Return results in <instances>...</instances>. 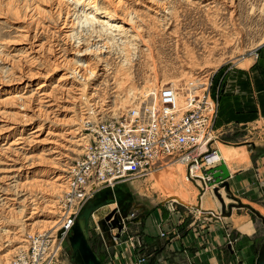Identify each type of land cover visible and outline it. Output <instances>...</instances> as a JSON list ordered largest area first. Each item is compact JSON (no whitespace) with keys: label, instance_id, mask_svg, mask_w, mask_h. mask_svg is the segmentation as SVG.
<instances>
[{"label":"rangeland","instance_id":"374dc122","mask_svg":"<svg viewBox=\"0 0 264 264\" xmlns=\"http://www.w3.org/2000/svg\"><path fill=\"white\" fill-rule=\"evenodd\" d=\"M63 2L0 0V264H75L65 229L71 212L62 209L64 180L84 151L90 124L155 110L166 85L184 95L206 88L205 96L217 99L226 74L264 51V0H96L101 8L110 3L118 12L128 6L138 12L139 33L152 47L146 51L135 41L139 47L129 62L121 47H103L88 27L78 28L79 39L70 38L74 16L66 15L71 8ZM171 164L136 177L152 181L143 187L148 195L190 207L187 164ZM174 165L189 205L169 197L151 176ZM137 191L116 186L92 201L115 194L123 216L129 202H144ZM250 207L264 217V208ZM244 212L256 226L258 250L264 226Z\"/></svg>","mask_w":264,"mask_h":264},{"label":"crops","instance_id":"0c3cea01","mask_svg":"<svg viewBox=\"0 0 264 264\" xmlns=\"http://www.w3.org/2000/svg\"><path fill=\"white\" fill-rule=\"evenodd\" d=\"M217 100L213 129L218 142L212 144L217 156L193 169L189 201L194 205L164 202L158 195H148L143 187L152 181L147 177L118 185L138 188L136 193L142 192L144 202H129L132 206L122 216L114 194V203L92 214L89 244L102 264H148L153 256L154 264H254L256 226L250 214L232 208L230 215L223 217L213 189L224 201L230 195L244 205L264 208V51L226 74ZM221 163L229 174V193L219 184L200 190L198 170L214 169ZM172 171L179 173L178 165ZM178 177L153 179L169 197L185 199L187 204L188 193ZM106 210H116L119 221L129 220L118 238L116 229L98 225L111 212L100 217ZM207 212L215 217L210 218Z\"/></svg>","mask_w":264,"mask_h":264},{"label":"built area","instance_id":"2783aa9c","mask_svg":"<svg viewBox=\"0 0 264 264\" xmlns=\"http://www.w3.org/2000/svg\"><path fill=\"white\" fill-rule=\"evenodd\" d=\"M172 90L170 85L161 88V104L156 110L130 115L124 121L103 119L88 126L84 151L69 167L64 180L62 209L68 207L71 212L65 223L68 235L85 203L97 193L137 178L140 173L144 175L161 164L167 165V159L173 157L185 159L189 165L213 157L210 145L216 137L210 133L217 117L218 100L204 94L205 98L196 101V108L180 107ZM194 101L195 98L191 101L193 105ZM202 132L204 136L200 135ZM184 149L189 152L182 155Z\"/></svg>","mask_w":264,"mask_h":264},{"label":"bare ground","instance_id":"6f19581e","mask_svg":"<svg viewBox=\"0 0 264 264\" xmlns=\"http://www.w3.org/2000/svg\"><path fill=\"white\" fill-rule=\"evenodd\" d=\"M64 1L63 3H68L70 4V7L71 10H69L68 12H66V15H72L74 16V18L69 21V26L68 28H70L69 30L73 33H71L69 36L70 38L72 37V39L75 41V39H79L78 38V28H83V27H88L89 28V35H93L94 33L96 34L95 37H97L98 41H103V47L105 48H109V46H114V47H121L120 50L124 52L123 57H124V62H127L129 60V56L131 54H133L132 52H136L137 50V45H138V42H135V41H139L141 42V44L143 46H145L147 49L146 51H149L150 52V48H148V45L150 43L149 39L148 40H145L144 41L142 40V37L139 33V31H141V27H140V24H138V18H137V15L138 12L136 10H133L131 9V7H126L125 9H121L120 12L117 11V9H115L114 7H110L111 4L109 3L107 5V7L105 8H101V7H98V5H96V0H91V2H86V0H62ZM202 0H196L195 3H202L201 2ZM119 3V2H118ZM213 2H209L207 5L209 4H212ZM206 5V6H207ZM192 6V5H191ZM165 11H163L164 13ZM167 13L163 14V15H170V13H168V11H166ZM171 12V11H170ZM79 13V14H78ZM125 15L126 16V19L124 20V18H117L115 15ZM217 14V13H216ZM60 15V13L58 14ZM71 16V17H72ZM169 17V16H168ZM218 17V16H217ZM172 18V17H171ZM58 20V19H57ZM163 20V19H162ZM167 20V19H166ZM166 20H163L166 21ZM171 20V19H170ZM177 21V20H176ZM212 21V20H211ZM140 22V21H139ZM162 22V21H161ZM166 23V22H164ZM167 23H169L167 21ZM171 23V21H170ZM169 23V24H170ZM169 24H164L165 27L168 28V25ZM211 24V23H210ZM66 25V24H65ZM217 26V25H216ZM215 26V27H216ZM164 29V28H163ZM216 29V28H215ZM79 30V33L82 32ZM84 30V29H83ZM88 30V29H87ZM86 30V31H87ZM75 32V33H74ZM88 32V31H87ZM143 32V30H142ZM172 34V33H171ZM88 35V34H87ZM68 36V37H69ZM77 36V37H76ZM143 36V35H142ZM70 39V40H72ZM124 39V40H123ZM147 39V38H146ZM135 42V43H134ZM152 42V41H151ZM148 44V45H147ZM152 44V43H150ZM216 45V44H215ZM150 46V45H149ZM139 47V45H138ZM104 51V50H103ZM122 52V53H123ZM141 51H139L140 53ZM120 54V53H119ZM78 55V54H77ZM147 55H148V52H147ZM146 55V56H147ZM120 56V55H119ZM98 58V57H96ZM116 58V57H115ZM147 59V58H146ZM99 63H104L103 60L101 58L97 59ZM129 62V61H128ZM129 64V63H128ZM106 66V65H105ZM206 67V66H205ZM111 68V67H110ZM120 68V67H119ZM190 68V67H189ZM112 73V72H111ZM207 75V74H206ZM117 77V76H116ZM126 77V76H125ZM205 77V76H204ZM203 77V78H204ZM123 79V78H122ZM121 79V80H122ZM201 80V79H200ZM122 82V81H121ZM205 82V81H204ZM203 82V83H204ZM121 85V84H120ZM124 85V84H123ZM122 85V87H123ZM171 88L173 89L172 92H173V98L175 99V102L177 103L178 106L182 107V106H188L189 108H196V101L198 99H202V98H205L203 95L205 94L204 91H206V88H202L200 89L199 91H195L194 94H183L181 93L177 88L176 86L174 85H170ZM43 87L45 86H41L38 88L39 89H42ZM120 87V86H119ZM121 88V87H120ZM122 89V88H121ZM129 89V88H128ZM160 90L161 88L158 90L157 92V97H156V101H155V110L158 109L160 107ZM132 90H128V92L126 93L127 96L130 95L129 93L131 92ZM126 92V91H125ZM133 93V91H132ZM135 95V94H134ZM132 96V94H131ZM126 98V97H125ZM193 98H195V101H194V105L191 103V101L193 100ZM125 100V99H124ZM214 101L216 99H213ZM212 101V100H211ZM217 101V100H216ZM127 102V101H126ZM218 102V101H217ZM217 111H218V103H217ZM137 113L138 111H136V115L137 116ZM139 116V115H138ZM179 119V116L176 118V123ZM215 122V120H214ZM214 122H213V126H214ZM34 132H32L33 134ZM204 132H202L200 135L201 136H204L203 135ZM215 135L216 139L211 143V153L214 154L212 158H215L217 156V153L216 151L212 148V144L218 139L217 136H216V133L214 132V129H213V132L210 133V135ZM212 135V136H213ZM19 140H22V138H20ZM18 140V141H19ZM168 143V142H166ZM149 150H151V148H149ZM189 150L188 149H184L182 151V155L185 154V153H188ZM178 157V156H177ZM177 157H173V159H167L169 160L168 163H172L171 165L175 164V163H186L187 164V179L188 178H191L193 177V169L196 168V166H198V163L199 162H209L212 158L208 159V160H201V161H197L196 163H194V165H189V161H185V159H181L179 158L178 160L176 159ZM185 157H187V154L185 155ZM225 165V164H224ZM165 166L164 165H160V167H163ZM174 166H177V165H174ZM173 167V166H172ZM172 167H168L166 169H163L162 172H158L157 173H153L151 174V176L155 179V177H176L179 173H174L173 174V171H172ZM155 168V167H154ZM153 168V169H154ZM150 170V169H149ZM209 171V170H207ZM206 171L203 172V174L205 173ZM204 176V175H203ZM202 177H198L197 179L201 182V187H200V190H203L205 188H209V186L207 185V180H205L204 178ZM208 179H210V176H207ZM202 179V180H200ZM189 180V179H188ZM211 181V180H210ZM204 191V190H203ZM217 199V198H216ZM109 200V199H107ZM177 200H179L177 198ZM218 200V199H217ZM223 200V199H222ZM232 200V199H231ZM92 201V200H90ZM112 202H109L106 206L114 203L113 200H111ZM181 201V200H180ZM185 199H184V202L185 203ZM219 202V201H218ZM97 203V202H96ZM224 203V201H223ZM220 204V202H219ZM106 206H103V207H106ZM224 206L226 208V205L224 203ZM101 207V208H103ZM99 208V209H101ZM98 209V210H99ZM241 209V208H240ZM201 209H199L200 211ZM255 210V209H254ZM96 212V211H95ZM208 213V212H207ZM209 214V217L210 218H214L215 216L212 215L210 212L208 213ZM92 216V215H91ZM216 219V218H215ZM58 222H55V224H57Z\"/></svg>","mask_w":264,"mask_h":264},{"label":"water","instance_id":"95a60500","mask_svg":"<svg viewBox=\"0 0 264 264\" xmlns=\"http://www.w3.org/2000/svg\"><path fill=\"white\" fill-rule=\"evenodd\" d=\"M203 178L207 180V185L211 187L213 184H219L220 188H224L227 193H229L228 183L226 179L229 177V174L226 170V167L223 163H221L218 167L214 169H210L203 174ZM207 176H210L208 179ZM202 180V179H200ZM212 180V181H210ZM213 193L220 202L221 215L223 217H228L230 215V211L232 208L236 209H247L250 213L261 220L262 225L264 226V217L260 215L256 210L248 205L242 204L238 199L231 197L228 195L230 199L235 201L236 203L230 204L227 206V212L225 211V206L222 198L217 193L216 189H213ZM108 193H105V197ZM111 200L104 199L100 202L88 201L83 206L80 214L77 216L75 222L72 224L69 236H68V244L71 249V260L75 264H102L99 257L92 250L89 244V223L91 219V215L97 211L99 208L106 206ZM129 223V220L118 219V215L116 210L108 213L101 221L98 222V225H103L105 229H116L117 235L115 238L120 236V233L123 229V225ZM155 263V256L151 257L148 261V264ZM254 264H264V235L262 242L257 250L256 258L254 260Z\"/></svg>","mask_w":264,"mask_h":264}]
</instances>
